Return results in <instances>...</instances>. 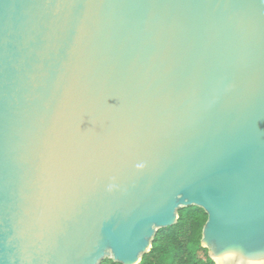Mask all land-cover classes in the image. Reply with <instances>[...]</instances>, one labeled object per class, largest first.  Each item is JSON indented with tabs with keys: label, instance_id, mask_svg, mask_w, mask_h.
I'll use <instances>...</instances> for the list:
<instances>
[{
	"label": "water",
	"instance_id": "1",
	"mask_svg": "<svg viewBox=\"0 0 264 264\" xmlns=\"http://www.w3.org/2000/svg\"><path fill=\"white\" fill-rule=\"evenodd\" d=\"M192 206L264 264V0H0V264H140Z\"/></svg>",
	"mask_w": 264,
	"mask_h": 264
},
{
	"label": "trees",
	"instance_id": "2",
	"mask_svg": "<svg viewBox=\"0 0 264 264\" xmlns=\"http://www.w3.org/2000/svg\"><path fill=\"white\" fill-rule=\"evenodd\" d=\"M178 214V223L157 233L140 264H216L202 245L203 228L208 221L206 212L192 206L179 209ZM100 264L120 263L106 258Z\"/></svg>",
	"mask_w": 264,
	"mask_h": 264
},
{
	"label": "bare ground",
	"instance_id": "3",
	"mask_svg": "<svg viewBox=\"0 0 264 264\" xmlns=\"http://www.w3.org/2000/svg\"><path fill=\"white\" fill-rule=\"evenodd\" d=\"M219 262V261H218ZM220 263V262H219ZM221 264V263H220Z\"/></svg>",
	"mask_w": 264,
	"mask_h": 264
}]
</instances>
